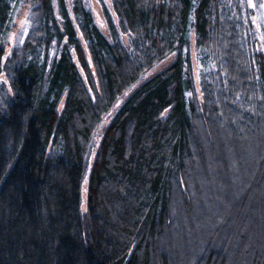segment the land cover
Masks as SVG:
<instances>
[{"label":"trees","instance_id":"obj_1","mask_svg":"<svg viewBox=\"0 0 264 264\" xmlns=\"http://www.w3.org/2000/svg\"><path fill=\"white\" fill-rule=\"evenodd\" d=\"M112 6L107 35L86 0L72 13L0 0V264H264V52L248 0Z\"/></svg>","mask_w":264,"mask_h":264},{"label":"rangeland","instance_id":"obj_2","mask_svg":"<svg viewBox=\"0 0 264 264\" xmlns=\"http://www.w3.org/2000/svg\"><path fill=\"white\" fill-rule=\"evenodd\" d=\"M87 4L91 8L95 21L98 24V26L101 28V30L109 35V28L105 17V7L108 8L111 12H113V0H86ZM69 9L72 13V4L73 0H67ZM249 7L252 10L251 18L254 24V28L257 35V47L264 52V0H248ZM253 5H255L253 7ZM31 7L32 3L29 1L28 3L21 4L18 8L15 17L13 19V27L10 31L7 41H6V52L4 54L3 61L7 60V58L12 54L13 48L20 45L30 27V16H31ZM116 17V16H115ZM117 19V18H116ZM192 44H191V57L193 61V68H194V77H195V85L196 90L198 93V96L200 99L202 98L201 93V86H200V79H201V70L204 67L201 57L198 53V51L195 48V36L192 34ZM123 39L125 41H128L127 36H123ZM56 49H54L55 51ZM88 58L90 59L88 50H87ZM174 59V55L168 57L167 59L163 60L161 63H159L152 72L146 74L145 78L148 76H151L153 73L158 72L164 68H166ZM75 60L77 61V58L75 57ZM81 68V66H80ZM82 70V68H81ZM84 77L86 78V75L84 74ZM6 75L5 73L0 75V83L6 82ZM124 99H121L110 111L108 116L102 121L99 129L97 130L95 140H94V147L92 150L91 160L94 157L95 150L97 148V145L101 138V132L103 128L109 123L111 117L115 112L117 111L120 104L123 102ZM63 104V102H62ZM87 209V180L84 181L83 184V190H82V210L85 211Z\"/></svg>","mask_w":264,"mask_h":264},{"label":"snow or ice","instance_id":"obj_3","mask_svg":"<svg viewBox=\"0 0 264 264\" xmlns=\"http://www.w3.org/2000/svg\"><path fill=\"white\" fill-rule=\"evenodd\" d=\"M255 5H253V7H254Z\"/></svg>","mask_w":264,"mask_h":264}]
</instances>
